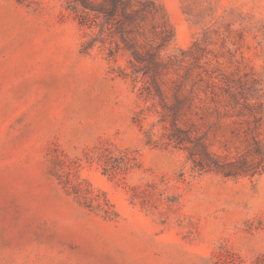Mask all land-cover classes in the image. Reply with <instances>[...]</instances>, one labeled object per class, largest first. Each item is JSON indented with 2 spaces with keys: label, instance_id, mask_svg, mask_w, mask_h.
<instances>
[{
  "label": "rangeland",
  "instance_id": "rangeland-1",
  "mask_svg": "<svg viewBox=\"0 0 264 264\" xmlns=\"http://www.w3.org/2000/svg\"><path fill=\"white\" fill-rule=\"evenodd\" d=\"M156 1L175 31L163 55L198 41L202 56L165 77L169 103L176 91L192 102L178 148L146 145L144 131L156 123L158 139L169 115L155 98L136 122L142 83L121 76L132 55L118 34L113 62L101 44L84 53L72 0H0V264H264V0ZM108 144L136 152L141 168L104 176L87 155ZM67 176L105 193L119 217L81 205ZM163 179L166 192L148 188Z\"/></svg>",
  "mask_w": 264,
  "mask_h": 264
},
{
  "label": "trees",
  "instance_id": "trees-1",
  "mask_svg": "<svg viewBox=\"0 0 264 264\" xmlns=\"http://www.w3.org/2000/svg\"><path fill=\"white\" fill-rule=\"evenodd\" d=\"M72 3L68 9L75 15L78 24L89 31V33H86L87 38L83 43L84 53H89L95 45L101 44V47L108 51V59L116 62L117 54L121 49L120 44L114 38L116 34L119 35V38L131 53L132 60L129 61L131 67L128 69L120 68V73L122 77L132 79L135 87L142 83L138 90L139 97L144 101L145 106L137 112L136 122L142 125L148 116L147 113H153L151 109L156 108V106L148 105V102L155 100V98L159 99L161 107L168 113L169 119H165L159 115L156 109L155 113L159 115L158 123L163 125L165 131L157 139L155 133L156 123H153L149 129L144 131L146 145L178 148L183 141L180 140V134L186 140L189 139V134L179 129V122L183 112L182 109L185 106L192 107V102L181 97L176 91L173 94V102L169 103L166 89L170 88L165 77L170 74L168 72L169 66L175 71L183 68L186 61H189V66H193V68L199 66L202 60V56L198 54L199 42H193L189 51L178 49L175 53L163 55L174 42L175 31L164 6L156 0H100L99 2L72 0ZM128 33L132 34V40L127 38L126 34ZM183 76L189 79L191 74L186 72ZM196 78L197 82L205 83L201 73L197 74ZM214 80L215 78H211L210 82L206 83V94L207 91H210L212 95H216L213 88L217 83ZM196 85V82L192 84V90ZM175 89L178 90L179 87L175 86ZM227 93L232 95L230 90H227ZM166 123H168V126ZM196 146L201 148L202 154L212 163L211 165L216 168V171L221 172L222 166L213 159L206 146L200 142H197ZM189 159L195 164L192 169L194 174L204 170V168L201 169L200 164H196L192 156ZM87 160L88 162H96L100 166L102 174L111 179L124 178L141 168L136 152L128 148H119L113 144L96 146L91 154L87 155ZM67 174L69 175L70 172H67ZM223 174L226 177L236 176V174L230 172H224ZM59 177L63 179V176ZM62 182L69 185L72 195L81 205L100 215L104 220L114 221L119 217L106 194L96 191L90 182L82 181L80 178L74 181L69 176ZM165 182L166 180L163 179L161 183L152 182L147 186L152 190L164 193L166 189L162 188L160 184L166 187ZM139 190V187H131L130 189V203L133 205L141 197ZM167 199H170L169 196ZM169 201L172 202V200ZM175 201H178V197ZM261 262L262 259L259 257L254 264H261Z\"/></svg>",
  "mask_w": 264,
  "mask_h": 264
}]
</instances>
